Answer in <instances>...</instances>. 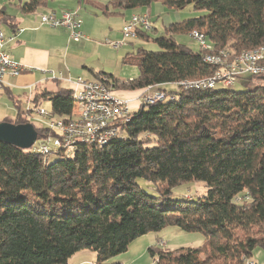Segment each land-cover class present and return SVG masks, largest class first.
<instances>
[{
    "label": "trees",
    "instance_id": "16d2710c",
    "mask_svg": "<svg viewBox=\"0 0 264 264\" xmlns=\"http://www.w3.org/2000/svg\"><path fill=\"white\" fill-rule=\"evenodd\" d=\"M157 1L205 13L172 24L155 38L158 50L126 56L125 63L138 66V77L119 82L101 72L95 79L115 90L158 85L178 98L133 110L123 135L103 147L81 143L52 163L50 154L0 141V264H68L84 249L95 252L97 264H110L108 259L127 251L135 238L169 224L201 231L206 240L199 248H149L154 264H244L264 248V81L248 77L242 90L167 87L217 70L175 32L198 30L219 50L264 46V0H119L118 5L137 9ZM18 3L21 12H33L43 0ZM10 19L1 7L0 25ZM139 38L150 40L144 32ZM44 100L64 120L82 106L69 89L38 90L35 105ZM23 113L13 122L33 123ZM35 127L41 136L50 133ZM138 178L160 184V197L142 189ZM188 181L204 182L207 194L172 199L173 188Z\"/></svg>",
    "mask_w": 264,
    "mask_h": 264
},
{
    "label": "crops",
    "instance_id": "0c3cea01",
    "mask_svg": "<svg viewBox=\"0 0 264 264\" xmlns=\"http://www.w3.org/2000/svg\"><path fill=\"white\" fill-rule=\"evenodd\" d=\"M16 1H0V8L3 7L11 17L10 20L1 22L0 26L7 40L5 50L16 61L23 64L26 71L19 76H8L7 82L0 87V103L4 105L2 108L4 111L0 112V116L4 118L3 121H8L11 114H14L16 119L19 113H25L30 104H35L34 95L38 90L51 92L61 89L73 90L75 88L74 80L78 76L95 79L97 73L105 72L102 69L95 71L93 67L85 64V60L87 56H91L95 48H102V45L94 42L91 36L104 32L106 26L112 30V21L117 18L116 16H121L120 28L123 29L131 16L147 12L153 23L151 31L162 35L172 24L186 19H183V15L177 9L168 8L158 1L153 2L149 7L125 9L118 5L119 0H108L107 2H100L102 0H43V3L33 12H21L19 3L16 4ZM70 10L77 12L83 21L82 31L85 38L78 42L70 40L66 28H53L40 21L41 14L52 12L61 14L63 11ZM180 33H187L190 36L188 32L174 33L179 42H181L179 36L182 35ZM149 34L152 33L149 32ZM142 42L147 41L140 38L129 40L121 48L127 49L126 56H135L128 50ZM50 70H54L55 75L49 73ZM136 77L131 76L122 81L127 82ZM125 94L127 93L125 92ZM47 102L51 106L50 100H44L40 105L43 106ZM25 103L26 109H24ZM92 262H96L95 252L84 249L75 253L69 259L68 264ZM108 263L122 264V261Z\"/></svg>",
    "mask_w": 264,
    "mask_h": 264
},
{
    "label": "built area",
    "instance_id": "2783aa9c",
    "mask_svg": "<svg viewBox=\"0 0 264 264\" xmlns=\"http://www.w3.org/2000/svg\"><path fill=\"white\" fill-rule=\"evenodd\" d=\"M40 21L42 24L53 28H66L71 41L78 42L85 38L82 31L83 21L75 11H63L61 14L54 12L41 14ZM152 29L153 23L147 12L144 13V17L131 16L123 26L122 40L109 42V44L119 49L129 40H134V34L149 33ZM192 33H196V30L194 29ZM196 40L202 41L203 46H205L207 39L196 36ZM6 42L5 33L0 26V87L7 82L8 76H19L26 71V67L16 61L5 50ZM228 50L230 49H224L226 55L231 54ZM236 55L240 56V63L232 64L230 68L222 63H211L204 55V60L208 64L218 67L215 74L206 77L205 80H202V83H187V80L180 81L174 84L178 85L176 92L215 88L219 82L226 87H230L248 77L261 78L264 76V47L257 52ZM219 65L221 67L226 66L225 71L227 72L220 71ZM48 72L55 75L54 70ZM74 83L75 88L72 90V95L87 94L90 99H96V106L73 107L71 115L66 118V123H59V116L54 114L52 110H46L41 105L30 104L23 115L30 120L32 114L37 113L42 116L41 126L55 134L48 135L45 138L38 135L31 148H45L48 154H69L74 153L76 150L71 146V138H75V136L101 137V142L105 137L115 138L118 135H123L125 120L129 118L133 110L148 106L149 103H157L163 97L174 95V92L167 91L158 85H150L146 89H154V91L149 95H145L135 105H131V100L116 93L111 84L108 85L96 79H85L82 76L75 78ZM155 88L158 90H155ZM251 264L259 263L254 260L251 261Z\"/></svg>",
    "mask_w": 264,
    "mask_h": 264
},
{
    "label": "rangeland",
    "instance_id": "374dc122",
    "mask_svg": "<svg viewBox=\"0 0 264 264\" xmlns=\"http://www.w3.org/2000/svg\"><path fill=\"white\" fill-rule=\"evenodd\" d=\"M3 1H8V0H3ZM107 1L108 0H102L100 2H107ZM17 3H18V0L16 1V4ZM178 11L181 12V14L183 15V19L188 18V17H195V16L203 15V13H205V11H196L193 5H188L182 9H178ZM117 15H119V13H117ZM116 17L117 18H115L112 21V30H110L109 27L106 26V29L104 32L91 36L94 42L102 45L101 46L102 48H99V47L95 48L91 56H87V59L85 60V64L93 67L95 71H100L102 69L105 72L111 73L115 78L118 79L119 82H123L122 80L124 78L128 79L131 76L138 77L139 69L137 65L124 62V59L127 53L126 48L116 49L109 44V42L120 41L123 38V32H122V29L120 28L121 27L120 26L121 16L120 17L116 16ZM150 32L152 33V34H149L150 40L147 42L136 44L135 48L132 47V49L128 50L129 53H133V55L136 56L141 49L158 50L160 47L155 42V38L161 36L162 34H159V33L156 34L153 31H150ZM192 32L193 30L188 32L190 36L187 33H180L182 34L181 36H179L180 41L195 51L202 50V52L205 55L209 54L211 50H212L211 51L212 53L214 51L221 52V50L215 49V48H210L211 50L209 48H200L199 42L195 38H193V36L191 35ZM175 33H178V31ZM138 38H134V39H138ZM228 51L231 52L232 54L229 59H226L227 62L225 61L224 63L226 65L228 64L230 68V63L232 62V58H234V55H236L239 52H235L231 50H228ZM219 66H220L219 68L220 71L227 72L225 71L227 69L226 66H223V67H221V65ZM60 67L62 70L64 69L62 65ZM214 67H217V66H214ZM260 80L261 79H256L254 81L258 82ZM167 87L169 89L175 90L178 88V85L171 84V85H167ZM225 88H228L231 90H242V89H245V86L243 82H237L233 86L226 87L223 83L219 82L216 85L215 90L225 89ZM155 90H158V89L155 88ZM153 91L154 89L144 88L141 90H133V89L124 87V88H120L116 90V93H118L120 96L124 98H128L129 100H131V105H135L145 95H149ZM125 92L127 94H125ZM26 106L27 105L25 103L24 109L27 108ZM43 106L41 105V107L45 108L46 110H51V106L48 104V102L43 104ZM3 107H4L3 103H0V112L4 111L2 109ZM138 109L139 108L135 109V111H137ZM2 119L4 118H1L0 116V121H3ZM8 119H9L8 121L13 122L15 120L14 114H11ZM30 120L33 123H35V125H38V126L42 125V122H41L42 116L38 115L37 113L32 114V117H30ZM48 135H55V134L50 132L47 135L46 133L43 136L40 135V137L45 138ZM151 142L153 143V140ZM91 146H96V145H91ZM57 154L58 153L50 154L48 157V162L52 163V162H55L65 157L64 154L62 156L57 155ZM41 156H45V155H41ZM136 182L141 186L142 189L146 190L148 194L154 196L155 198L160 197V192H159V188L161 187L160 184H155L153 182L146 181L143 178H138ZM206 194H207V187L204 182L188 181L177 187H174L172 190L171 198L175 200H196L197 198L202 197ZM205 240H206V236L201 231H189L188 232V231L181 229L180 227L176 225L169 224L163 227L159 231H149L135 238L129 244L127 251L111 257L110 259H108V261L115 262V261L121 260L122 264H154L156 258L152 257L149 251V248L166 249L170 251H176L182 247L199 248L204 244ZM254 258L260 264H264V248H257L254 253ZM88 264H97V262H92Z\"/></svg>",
    "mask_w": 264,
    "mask_h": 264
},
{
    "label": "bare ground",
    "instance_id": "6f19581e",
    "mask_svg": "<svg viewBox=\"0 0 264 264\" xmlns=\"http://www.w3.org/2000/svg\"><path fill=\"white\" fill-rule=\"evenodd\" d=\"M136 15H137V17H144V14H141V13L135 14L134 16H136ZM191 35L195 39H196V36L206 38L205 35L203 33L199 32L198 30H196V33H191ZM138 37H139V34H134V38H138ZM197 41L199 42V46L202 48H209V49L213 48V46L207 40L205 41V46H203L202 41H199V40H197ZM263 47L264 46H261V47L255 48V49H251V50H243L240 53L257 52L258 50H261ZM210 52H209V54H206V58L209 59V61L211 63H222L223 65H226L224 62L226 61V59H229L231 54H232L231 53V54L226 55V51H224V49H221V52L219 51L220 53L215 52V51L213 53L212 52L210 53ZM240 53H237V54H240ZM236 63H240V56H238V55H234V58H232V62L230 63V65L236 64ZM205 79L206 78H202V79H198V80H187V83H202V80H205ZM73 98L76 102H79L82 106H96V99H90L89 95H87V94H73ZM177 98L178 97L174 94L171 96L163 97L162 100L159 102H164L167 100H176ZM153 104H156V103H149L148 106H151ZM131 119H132V113L129 115V118L125 120V123L130 122ZM59 123H66V120L59 118ZM112 138L113 137H105V138H103V140L101 142V137L86 138V137H82V136H75V138H71V146L74 149H76L79 146V144L82 143V144H86V145L90 144V145H97V146L103 147V146L109 144V142ZM33 150L37 151L41 154H47L48 155L45 148H33ZM251 261H254V260L252 258H246L244 260V264H251Z\"/></svg>",
    "mask_w": 264,
    "mask_h": 264
},
{
    "label": "water",
    "instance_id": "95a60500",
    "mask_svg": "<svg viewBox=\"0 0 264 264\" xmlns=\"http://www.w3.org/2000/svg\"><path fill=\"white\" fill-rule=\"evenodd\" d=\"M264 81V76L261 77ZM39 132L31 122L14 123L11 121H0V141L13 144L22 149H30Z\"/></svg>",
    "mask_w": 264,
    "mask_h": 264
}]
</instances>
